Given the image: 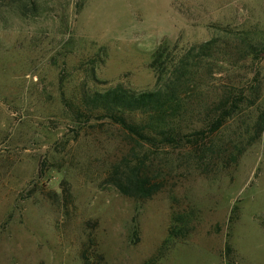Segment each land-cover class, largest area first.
<instances>
[{
  "label": "rangeland",
  "instance_id": "obj_1",
  "mask_svg": "<svg viewBox=\"0 0 264 264\" xmlns=\"http://www.w3.org/2000/svg\"><path fill=\"white\" fill-rule=\"evenodd\" d=\"M245 36L252 52L211 60L208 85L246 102L208 141H246L264 110V0H0V264H84V251L93 264H146L160 247L156 264H264V131L209 173L177 160L186 148L146 144L168 180L135 198L107 177L140 145L78 114L84 91L153 88L163 42L217 37L237 53Z\"/></svg>",
  "mask_w": 264,
  "mask_h": 264
},
{
  "label": "trees",
  "instance_id": "obj_2",
  "mask_svg": "<svg viewBox=\"0 0 264 264\" xmlns=\"http://www.w3.org/2000/svg\"><path fill=\"white\" fill-rule=\"evenodd\" d=\"M242 41V51L237 53L229 46L223 47L217 37L183 47L177 42L173 45L163 42L153 51L149 63L155 75L153 88L137 90L119 82L104 90L84 91L80 98V116L107 117L140 145L139 149H131L130 157L111 165L109 183L122 194L135 198H150L165 187L168 174L160 169L165 164H155L144 148L146 144L176 150L186 148L177 160L191 161L201 172L209 173L238 163L244 151L264 131V110L245 130L246 141L218 136L208 141V132H216L225 125L226 118L242 109L241 103L246 102V97L235 95L231 89L217 91L219 88L208 85L209 80L206 82L205 78L213 72L215 63L211 60L214 58L230 60L235 54L243 57L254 50L255 45L248 37H242ZM92 78L96 80L94 67ZM250 102L254 104V100ZM82 107H86V114ZM195 121L199 127L193 125ZM215 156L219 157L216 162ZM163 256L160 247L146 264H156ZM82 258L84 264H93L85 251Z\"/></svg>",
  "mask_w": 264,
  "mask_h": 264
}]
</instances>
